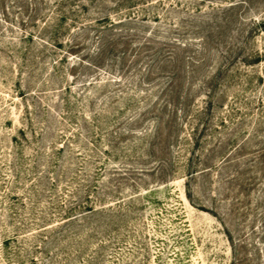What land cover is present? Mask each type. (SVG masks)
Segmentation results:
<instances>
[{
  "label": "rangeland",
  "instance_id": "rangeland-1",
  "mask_svg": "<svg viewBox=\"0 0 264 264\" xmlns=\"http://www.w3.org/2000/svg\"><path fill=\"white\" fill-rule=\"evenodd\" d=\"M0 264H264V0H0Z\"/></svg>",
  "mask_w": 264,
  "mask_h": 264
}]
</instances>
